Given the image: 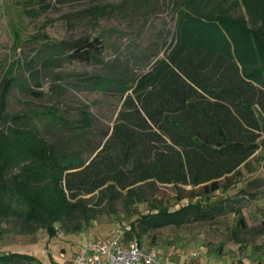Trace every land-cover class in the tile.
Wrapping results in <instances>:
<instances>
[{
	"label": "trees",
	"instance_id": "obj_1",
	"mask_svg": "<svg viewBox=\"0 0 264 264\" xmlns=\"http://www.w3.org/2000/svg\"><path fill=\"white\" fill-rule=\"evenodd\" d=\"M243 3L247 16L234 19V11L221 8L215 16L220 21L213 25L226 32L237 57L228 47H215L214 33L193 32L182 19L168 52L146 71L103 75L89 82L100 90L120 92L123 101L106 140L88 156L85 147L94 122L89 106L80 108L77 119L56 104L11 114L6 98L16 80L10 77L0 107V224L9 222L24 234L46 229L55 237L58 228L83 231L107 209L115 212L112 208L120 200L126 208L146 202L148 211L134 218L122 236L124 242L143 245L141 236L151 230L212 219L220 200L209 202L210 209L190 200L171 209L148 193L153 184L214 192L261 148L264 0ZM46 4L45 9L51 7ZM65 44L72 50L69 56L80 61L103 53L99 38ZM37 77L31 76L34 88L16 82L24 92L42 97ZM235 224L245 228L242 213L236 212ZM0 260L31 264L34 255L12 251L1 254Z\"/></svg>",
	"mask_w": 264,
	"mask_h": 264
},
{
	"label": "rangeland",
	"instance_id": "obj_2",
	"mask_svg": "<svg viewBox=\"0 0 264 264\" xmlns=\"http://www.w3.org/2000/svg\"><path fill=\"white\" fill-rule=\"evenodd\" d=\"M44 2L0 0V107L10 77L34 88L31 76L38 74L42 85L36 89L43 96L24 92L15 81L6 98L7 111H42L56 104L67 117L77 119L80 108L88 105L94 122L85 141L86 156L106 140L123 101L120 92L100 90L89 82L103 75L135 76L146 71L168 52L182 19L193 32L214 33L215 47L237 57L226 32L213 26L220 21L215 16L226 7L236 12L229 13L234 19L247 16L243 0H46V5L51 3L48 9ZM79 38H99L102 55L83 61L71 58L72 50L65 43ZM260 141L261 148L221 180L214 192L190 185H152L148 196L171 209L188 200L210 209L209 202L220 200L212 219L166 226L141 236L139 241L158 254L160 264H264V130ZM148 208L146 202L126 208L120 200L112 208L115 212L107 209L83 231L58 228L55 237L46 229L24 234L4 222L0 255L29 252L34 255L31 264H64V257L73 258L90 239L124 236L129 223ZM236 212L242 213L245 228L236 226ZM0 264L5 263L0 260Z\"/></svg>",
	"mask_w": 264,
	"mask_h": 264
},
{
	"label": "built area",
	"instance_id": "obj_3",
	"mask_svg": "<svg viewBox=\"0 0 264 264\" xmlns=\"http://www.w3.org/2000/svg\"><path fill=\"white\" fill-rule=\"evenodd\" d=\"M73 264H160L158 254L132 240L124 242L123 237L111 239H90Z\"/></svg>",
	"mask_w": 264,
	"mask_h": 264
},
{
	"label": "crops",
	"instance_id": "obj_4",
	"mask_svg": "<svg viewBox=\"0 0 264 264\" xmlns=\"http://www.w3.org/2000/svg\"><path fill=\"white\" fill-rule=\"evenodd\" d=\"M81 249H82V248H81ZM81 249H80L78 252H76L75 256H74L73 258H70V260H67V259L64 257V259L62 260V261L64 262V264H66V263H70L71 260L74 259V258L77 256V254L81 251ZM71 263H72V262H71ZM72 264H73V263H72Z\"/></svg>",
	"mask_w": 264,
	"mask_h": 264
}]
</instances>
